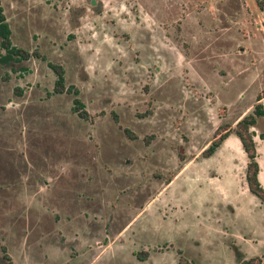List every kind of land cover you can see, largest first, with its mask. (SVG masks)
<instances>
[{
  "label": "rangeland",
  "instance_id": "1",
  "mask_svg": "<svg viewBox=\"0 0 264 264\" xmlns=\"http://www.w3.org/2000/svg\"><path fill=\"white\" fill-rule=\"evenodd\" d=\"M0 3L28 54L0 64V264H238L263 252L243 156L232 143L203 157L264 103V7ZM50 64L64 71L62 93Z\"/></svg>",
  "mask_w": 264,
  "mask_h": 264
},
{
  "label": "trees",
  "instance_id": "2",
  "mask_svg": "<svg viewBox=\"0 0 264 264\" xmlns=\"http://www.w3.org/2000/svg\"><path fill=\"white\" fill-rule=\"evenodd\" d=\"M257 7L262 10L264 7V0H255ZM0 46L4 51V54L0 55V64L9 65L12 63H20L28 59L27 52L14 46L11 42V30L8 22L6 21L3 8L0 3ZM56 75L55 90L58 93H62L65 89L64 71L59 65H49ZM67 91H72V87H68ZM75 93L76 91H72ZM264 98V95L258 98V101ZM74 111L78 112L79 117L86 118L87 112L84 111V105L78 99L74 100ZM261 122L264 125V103H258L254 110L240 119L234 128L228 129L225 134L221 135L218 140L212 142V144L204 151V156L212 155L220 142L225 139L230 133H234L241 141L245 153L249 159V163L246 168V183L252 194H254L264 207V190L260 186L257 179L258 165L255 161L256 150L254 135L252 131L253 127H256ZM260 138L264 139V132L260 134ZM256 261V263L254 262ZM260 259H250L244 261L241 264H258Z\"/></svg>",
  "mask_w": 264,
  "mask_h": 264
},
{
  "label": "crops",
  "instance_id": "3",
  "mask_svg": "<svg viewBox=\"0 0 264 264\" xmlns=\"http://www.w3.org/2000/svg\"><path fill=\"white\" fill-rule=\"evenodd\" d=\"M238 122V121H237ZM259 124V123H258ZM235 127V125H232L230 128H234ZM256 127H254V128H252V131L255 133V135L257 134V131H256V129H255ZM255 142V141H254ZM233 143V144H232ZM227 144H232V145H234L233 147L235 148V150L238 152V155H242L243 156V158H244V160H243V163L240 165V167H242V180H243V186H244V189H245V191H246V193H245V191L242 193V192H239V193H242V194H250L255 200H256V206H257V209L259 210V211H262V213H264V207L261 205V203H260V201H259V199L255 196V195H253L251 192H250V190H249V188H248V185H247V183H246V168H247V165H248V163H249V159L247 158V154L246 153H244L245 151H243L242 149H243V146H242V143H241V141H240V139L234 134V133H230L223 141H222V143L220 144V146L217 148V150L216 151H219L221 148H223V147H226L227 146ZM216 153V152H215ZM245 156V157H244ZM211 156H209V157H203V159L205 158V159H209ZM257 161V160H256ZM236 165H239V164H236ZM236 165H234V163L232 164V167H234V166H236ZM229 172H230V170H229ZM221 174V175H220ZM220 174H213V176H214V178H216L217 180H220V178H221V176L222 175H224V174H222V173H220ZM230 174L232 175V177L234 178V183L237 185V183H236V179H235V174H232L231 172H230ZM257 179H258V182L260 183V180H259V177H257ZM260 186H261V184H260ZM238 187V186H237ZM263 190H264V188H262ZM264 215V214H263ZM244 240H245V238H243ZM256 244V242L254 241V242H250L249 244L251 245V244ZM251 247H252V245H251ZM253 249V248H252ZM254 257H257L258 259H260V262H262V261H264V249H263V252L261 253V254H258V255H256V256H253V257H250V256H244L242 259L243 260H250V259H257V258H254Z\"/></svg>",
  "mask_w": 264,
  "mask_h": 264
},
{
  "label": "flooded vegetation",
  "instance_id": "4",
  "mask_svg": "<svg viewBox=\"0 0 264 264\" xmlns=\"http://www.w3.org/2000/svg\"><path fill=\"white\" fill-rule=\"evenodd\" d=\"M1 65H2V64H1ZM4 66H5V65H4ZM253 128H254V127H253ZM219 137H220V136H219ZM219 137H218V139H219ZM218 139H217V140H218ZM223 140H224V139H223ZM223 140H222V141H223ZM215 141H216V140H215ZM222 141L220 142V144L222 143ZM211 144H212V143H211ZM220 144H219V146H220ZM219 146H218V147H219ZM218 147H217V148H218ZM217 148H216V150H217ZM216 150H215V151H216ZM210 156H211V155H210ZM204 157H205V156H204ZM207 157H209V156H207ZM253 195H254V194H253ZM259 201H260V200H259ZM260 203H261V202H260ZM261 205H262V204H261ZM262 206H263V205H262ZM244 261H249V260H243L242 258H240V260L237 259L238 264H241V263L244 262Z\"/></svg>",
  "mask_w": 264,
  "mask_h": 264
}]
</instances>
